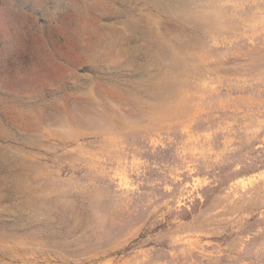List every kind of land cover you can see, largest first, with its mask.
I'll return each mask as SVG.
<instances>
[{"label": "rangeland", "instance_id": "374dc122", "mask_svg": "<svg viewBox=\"0 0 264 264\" xmlns=\"http://www.w3.org/2000/svg\"><path fill=\"white\" fill-rule=\"evenodd\" d=\"M0 264H264V0H0Z\"/></svg>", "mask_w": 264, "mask_h": 264}, {"label": "trees", "instance_id": "16d2710c", "mask_svg": "<svg viewBox=\"0 0 264 264\" xmlns=\"http://www.w3.org/2000/svg\"><path fill=\"white\" fill-rule=\"evenodd\" d=\"M190 216L188 215V216H186V218L188 219Z\"/></svg>", "mask_w": 264, "mask_h": 264}]
</instances>
